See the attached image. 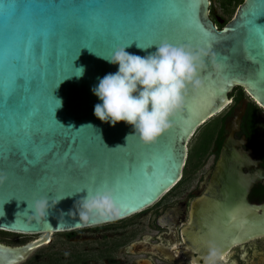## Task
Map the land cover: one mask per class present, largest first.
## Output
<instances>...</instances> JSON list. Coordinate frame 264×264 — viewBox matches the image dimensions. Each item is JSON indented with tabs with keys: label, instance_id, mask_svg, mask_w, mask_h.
Masks as SVG:
<instances>
[{
	"label": "water",
	"instance_id": "1",
	"mask_svg": "<svg viewBox=\"0 0 264 264\" xmlns=\"http://www.w3.org/2000/svg\"><path fill=\"white\" fill-rule=\"evenodd\" d=\"M208 7L209 0H0V96L5 98L0 104V172L7 174L0 184V230L48 234L107 223L84 222L69 214L86 190L105 185L116 188L120 218L115 220L141 211L180 179L188 140L230 103L234 87H241L264 110V0H242L221 27L210 19ZM191 8H196L195 18ZM164 40L210 46L219 68L207 58L205 86L190 91L183 110L172 117V127L145 144L132 125H112L94 115L102 101L92 89L119 67L101 56L128 44L126 51L145 56ZM138 43L152 46L141 49ZM80 67L84 73L77 76ZM21 78L23 89L9 104L8 96ZM246 103L243 99L225 122L229 133L222 140L212 181L191 206L186 239L204 257L209 242L222 253L264 237V201L252 204L245 198L255 174L243 173L242 167L251 163L253 153L232 139ZM25 129L29 136L39 132L48 140L55 137L56 147L9 154L10 141L17 147L27 143ZM68 152L72 155L66 156ZM42 196L51 205L46 216L31 208ZM45 240L0 242V264H16Z\"/></svg>",
	"mask_w": 264,
	"mask_h": 264
},
{
	"label": "flooded vegetation",
	"instance_id": "2",
	"mask_svg": "<svg viewBox=\"0 0 264 264\" xmlns=\"http://www.w3.org/2000/svg\"><path fill=\"white\" fill-rule=\"evenodd\" d=\"M242 0H239L237 5ZM235 0L222 3L229 7ZM208 15L216 27L229 19H223L214 12L209 0ZM221 19L222 22H219ZM246 94V93H245ZM251 100L246 95L245 98ZM242 99V100H243ZM241 100V102H242ZM230 98L223 133L217 144L215 137L186 170L184 176L166 191L157 201L125 218L80 227L68 231H54L23 234L0 231V242L20 245L37 237L46 240L34 246L23 260L16 264H204V256L195 250L186 239L191 206L195 199L208 189L211 174L219 157L222 140L229 133L225 122L233 115L240 103ZM247 106V103H246ZM246 109V108H245ZM261 108L253 120L241 117L239 129L232 133V139L253 157L248 166L242 167L245 174H255L245 193L249 203L264 201V118ZM27 235H30L28 238ZM8 239V240H7ZM218 264H264V237H253L224 250Z\"/></svg>",
	"mask_w": 264,
	"mask_h": 264
},
{
	"label": "clouds",
	"instance_id": "3",
	"mask_svg": "<svg viewBox=\"0 0 264 264\" xmlns=\"http://www.w3.org/2000/svg\"><path fill=\"white\" fill-rule=\"evenodd\" d=\"M153 45H156V51L145 56L126 51L131 44L117 46L109 57L101 56L119 67L115 73L101 78L92 89L102 101L95 105L94 115L112 125L120 121L132 125L134 135H138L145 144L156 142L172 127V117L183 110L190 91L195 92L205 86L202 73L207 69V58L211 57L212 63L219 68L210 46L207 49L193 48L191 45H174L167 40ZM137 47L148 48L139 43ZM83 73L84 68L80 67L75 74L82 76ZM57 101L59 107L61 102ZM129 136L133 134L126 137L127 141ZM6 180L7 174L0 172V184ZM115 191V187L107 185L95 192L86 190V195L76 201L74 211L69 214H78L80 220L94 223L120 218ZM50 207L46 196L36 199L31 206L39 216H46ZM220 259V249L209 242L204 264H218Z\"/></svg>",
	"mask_w": 264,
	"mask_h": 264
},
{
	"label": "trees",
	"instance_id": "4",
	"mask_svg": "<svg viewBox=\"0 0 264 264\" xmlns=\"http://www.w3.org/2000/svg\"><path fill=\"white\" fill-rule=\"evenodd\" d=\"M224 1L225 0H223V2ZM229 95L230 97H235V101H237L236 104L241 103V100L246 96L244 90L239 86L234 87ZM228 107L229 104L224 107L219 113L211 116L196 128L195 131L199 129V132L193 144L187 148V156L185 164L182 168V175L180 179L184 176L186 170L192 164L194 157L203 152L205 150V147L210 144L214 137L217 144L220 142L223 133L222 123L226 118L225 112H227ZM260 109L261 108L254 101L248 100L245 109L246 116L244 117V119H246L248 122L254 121L253 117L257 112H259ZM179 180L177 182H179Z\"/></svg>",
	"mask_w": 264,
	"mask_h": 264
},
{
	"label": "snow or ice",
	"instance_id": "5",
	"mask_svg": "<svg viewBox=\"0 0 264 264\" xmlns=\"http://www.w3.org/2000/svg\"><path fill=\"white\" fill-rule=\"evenodd\" d=\"M195 9H190V13H191V17L195 18ZM23 79H18L15 83V90L11 91L9 96H8V103H12L13 99L15 98L16 92H19L23 89ZM5 103V98L4 96H0V104H4ZM25 139L27 140V143L23 146V147H17V145L10 141L9 142V154H11L12 151H16L17 153H21V152H25L27 151L28 154H34L35 153V149L37 147L40 146H44L47 147L49 151H51L52 149H54L56 147V141H55V137H52L51 140H48L46 138H44L45 136H47V134H42L39 132H34L31 133V135H28V130L25 129ZM71 152L66 153V156H71Z\"/></svg>",
	"mask_w": 264,
	"mask_h": 264
},
{
	"label": "rangeland",
	"instance_id": "6",
	"mask_svg": "<svg viewBox=\"0 0 264 264\" xmlns=\"http://www.w3.org/2000/svg\"><path fill=\"white\" fill-rule=\"evenodd\" d=\"M238 2H239V0H235V2L230 4L229 7H225L223 4H221L222 0H210L211 7L214 10V12L217 14V16H220L223 19H230L233 16ZM260 115L264 118V110L261 111ZM198 132H199V129L197 131H195V133L190 137V139L188 140L187 147H189L190 145L193 144V142L195 141V139L198 135ZM196 157L197 156H195V159H196ZM1 232H3V231H1ZM14 235H18V234H16V233L9 234L8 238L11 240V239H13ZM29 236L30 235H27L26 237L28 238Z\"/></svg>",
	"mask_w": 264,
	"mask_h": 264
}]
</instances>
